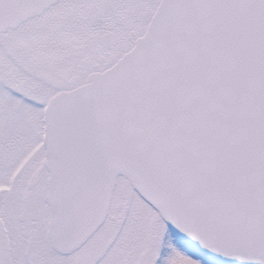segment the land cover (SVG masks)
Segmentation results:
<instances>
[{
	"label": "snow or ice",
	"instance_id": "1",
	"mask_svg": "<svg viewBox=\"0 0 264 264\" xmlns=\"http://www.w3.org/2000/svg\"><path fill=\"white\" fill-rule=\"evenodd\" d=\"M0 264H264V0H0Z\"/></svg>",
	"mask_w": 264,
	"mask_h": 264
}]
</instances>
